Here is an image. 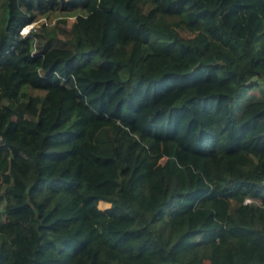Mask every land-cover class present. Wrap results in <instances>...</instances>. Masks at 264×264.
I'll return each instance as SVG.
<instances>
[{"label": "trees", "instance_id": "16d2710c", "mask_svg": "<svg viewBox=\"0 0 264 264\" xmlns=\"http://www.w3.org/2000/svg\"><path fill=\"white\" fill-rule=\"evenodd\" d=\"M262 75L264 0H0V264H264Z\"/></svg>", "mask_w": 264, "mask_h": 264}, {"label": "rangeland", "instance_id": "374dc122", "mask_svg": "<svg viewBox=\"0 0 264 264\" xmlns=\"http://www.w3.org/2000/svg\"><path fill=\"white\" fill-rule=\"evenodd\" d=\"M56 16H62V15L60 13H58V15H57V12L52 13V14L50 13L47 16H44V18H40L39 21H37L36 23H38V22H44L47 25H52V24L55 23V20H56L55 17ZM64 16H66V17H64L65 18V29H68V26L72 22L74 15L72 13L68 12ZM29 26H36V25L35 24H31ZM180 34L183 35V36L189 35V34L184 33V32H180ZM62 37L59 36L60 39ZM254 80L257 82V84L259 85V87L264 90V75L259 76L258 78L254 79ZM30 92L31 93H39L40 91L30 90ZM250 93L251 94H256V91L253 90V91H250ZM253 96H255V95H253ZM245 100L247 101V99H246V92L242 93L239 97L235 98L232 101L231 110H232V113L234 115H236L239 112V110H240L243 102H245ZM98 206L100 208H102V207L107 206V204L104 203V202H98Z\"/></svg>", "mask_w": 264, "mask_h": 264}, {"label": "built area", "instance_id": "2783aa9c", "mask_svg": "<svg viewBox=\"0 0 264 264\" xmlns=\"http://www.w3.org/2000/svg\"><path fill=\"white\" fill-rule=\"evenodd\" d=\"M29 25H31V24H29ZM34 28V26H28L27 27V29H25V30H20V33L23 35V34H25L29 29H33ZM244 201H248V199H245Z\"/></svg>", "mask_w": 264, "mask_h": 264}, {"label": "bare ground", "instance_id": "6f19581e", "mask_svg": "<svg viewBox=\"0 0 264 264\" xmlns=\"http://www.w3.org/2000/svg\"><path fill=\"white\" fill-rule=\"evenodd\" d=\"M28 26H29V25H25V26H23V27H22V30L27 29Z\"/></svg>", "mask_w": 264, "mask_h": 264}, {"label": "crops", "instance_id": "0c3cea01", "mask_svg": "<svg viewBox=\"0 0 264 264\" xmlns=\"http://www.w3.org/2000/svg\"><path fill=\"white\" fill-rule=\"evenodd\" d=\"M105 203V202H104Z\"/></svg>", "mask_w": 264, "mask_h": 264}]
</instances>
